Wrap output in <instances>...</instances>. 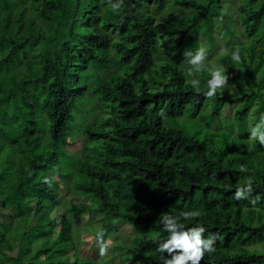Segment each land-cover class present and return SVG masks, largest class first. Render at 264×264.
I'll return each instance as SVG.
<instances>
[{"label":"trees","instance_id":"16d2710c","mask_svg":"<svg viewBox=\"0 0 264 264\" xmlns=\"http://www.w3.org/2000/svg\"><path fill=\"white\" fill-rule=\"evenodd\" d=\"M230 2L0 0V264H97L73 211L137 230L131 264H164L162 217L192 209L185 227L218 234L201 264H264V0Z\"/></svg>","mask_w":264,"mask_h":264},{"label":"clouds","instance_id":"9594fccd","mask_svg":"<svg viewBox=\"0 0 264 264\" xmlns=\"http://www.w3.org/2000/svg\"><path fill=\"white\" fill-rule=\"evenodd\" d=\"M119 8V4H114L113 9ZM187 63L189 67L187 71L191 74L193 70L203 71L204 61L206 57V50L204 47H199L193 51H187L185 53ZM232 60L239 62L241 60L240 49L236 48L231 53ZM211 73V78L207 80V88L205 95L212 97L216 95L217 91H224V88L228 81V76L225 74L224 66H212L208 68ZM200 80L193 78L191 85L196 91H200ZM161 116H163V110H160ZM264 113L260 114L259 123L253 129V136L259 134L260 140L264 141ZM239 195V193H238ZM200 215L199 210L192 209L186 210L180 213V215H164L162 217L163 231L166 233V237L161 239L157 248L161 253H171V257L162 256L164 264H201V260L205 257V253H212L215 251V244L218 238V234L209 235L205 237L203 233L206 228L203 225H193L192 227H185V220L190 217ZM184 218V220L181 219ZM102 237L103 233H99ZM179 249L181 251L177 252ZM106 247L101 246V254L106 252Z\"/></svg>","mask_w":264,"mask_h":264},{"label":"rangeland","instance_id":"374dc122","mask_svg":"<svg viewBox=\"0 0 264 264\" xmlns=\"http://www.w3.org/2000/svg\"><path fill=\"white\" fill-rule=\"evenodd\" d=\"M229 3L235 10L238 11L239 6L243 2V0H230ZM236 19L239 18V13L235 15ZM237 31L243 30V27L240 22L236 23ZM224 40L220 39L217 42V48L219 50L215 51V55L219 54L223 49ZM214 55L212 60H214ZM230 107H228L227 114L229 115ZM81 142H77L74 145L69 146L72 151H78L81 147ZM81 199L78 195H70L67 197V206L77 205ZM70 204V205H69ZM71 205V206H72ZM79 223L81 229L79 231H75V241L79 246L80 256L81 257H90L97 261V264H131V260L135 252L131 248L132 239L137 235L138 231H134L133 228L130 229L129 225H125V227H120L117 229H113L110 232H103V239L96 238L98 232L100 233L101 222L100 216H97L93 220L86 224L88 220V216H80V214L75 211L70 213ZM118 222V221H117ZM131 230L132 232H130ZM97 233V234H96ZM101 237V236H100ZM106 247V252L101 254V246Z\"/></svg>","mask_w":264,"mask_h":264}]
</instances>
